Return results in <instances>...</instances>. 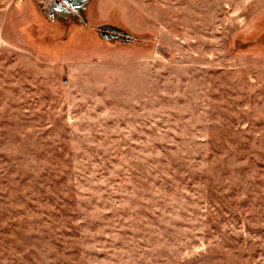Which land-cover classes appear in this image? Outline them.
<instances>
[{
  "label": "rangeland",
  "instance_id": "obj_1",
  "mask_svg": "<svg viewBox=\"0 0 264 264\" xmlns=\"http://www.w3.org/2000/svg\"><path fill=\"white\" fill-rule=\"evenodd\" d=\"M0 0V264H264V0Z\"/></svg>",
  "mask_w": 264,
  "mask_h": 264
},
{
  "label": "flooded vegetation",
  "instance_id": "obj_2",
  "mask_svg": "<svg viewBox=\"0 0 264 264\" xmlns=\"http://www.w3.org/2000/svg\"><path fill=\"white\" fill-rule=\"evenodd\" d=\"M52 2H54L53 7L55 8V6L57 5V2H59V1H57V0H52Z\"/></svg>",
  "mask_w": 264,
  "mask_h": 264
}]
</instances>
